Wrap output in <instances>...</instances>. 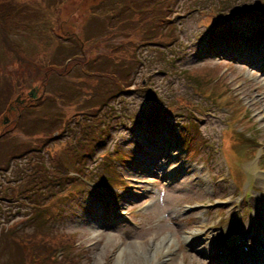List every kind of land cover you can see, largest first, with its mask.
Returning a JSON list of instances; mask_svg holds the SVG:
<instances>
[{"label": "rangeland", "instance_id": "rangeland-1", "mask_svg": "<svg viewBox=\"0 0 264 264\" xmlns=\"http://www.w3.org/2000/svg\"><path fill=\"white\" fill-rule=\"evenodd\" d=\"M28 1L21 0L17 9L19 10L21 7L27 5L26 2ZM120 1L66 0L63 4L58 1H48L42 7L43 11L39 10V3H30L28 5L30 10L34 12L37 10L41 11V16L34 17L28 21L39 22L37 32H40L32 34L31 30L29 36L28 31H25L27 33L25 35H20L17 31L14 32L16 27L23 26L22 24L25 21L21 19H24L26 14L22 15L21 18L7 16L5 19V22L9 25L15 23L14 26L7 28V36L14 42L16 51L10 53L2 45L0 46V70H4L5 72L4 79L0 80V97L5 98L4 102H2L4 105H0V117L6 115L8 104L13 102L19 95L29 99L28 93L32 89L37 91V98L29 102L31 106H29L28 111L34 113L30 126L34 124L36 115L40 113L39 110L43 105V98L39 96L43 91H45L43 96L46 95L49 102L54 101L56 103V115L52 117L56 121L54 127L32 132L26 130L25 123L23 122L22 130L25 134L9 131L8 134L3 136L5 139L0 142V165L4 166L6 157L17 146L18 148H22V145L24 148L21 151L24 153V156L22 159L11 161V165H14V168L16 164H27L29 161L30 163L34 162V160H31L30 155H34L41 163H36L35 169L26 173L23 180L18 183H14L13 181H16L19 169L13 170L12 174L8 175L10 176V181H12V187H23L24 193H30L24 199L27 203V209L24 208L22 214L18 212L19 208L16 209V205H18L16 201L11 202L10 200L9 205L2 204L4 207H9L8 209L17 211V214L12 217L13 221L23 220V223L27 221L28 226H33L30 228L25 224L26 228L22 229L21 233H34V229L40 225V222H37V220L36 222H30L31 217H29L39 214V212H34L35 210L32 208L33 204H44L45 189L42 188L39 193L34 191L37 189L36 173L42 168L51 167L50 153H57L59 160L65 163L68 160L64 153V148L69 138L64 133L60 135V126L63 125L65 119L70 114L86 115L89 114V110L92 108V104H86V101L92 95H86L82 98L71 99L78 102L74 106L68 105L63 109L60 101H56V95L53 96L52 91L63 89L65 80H70L72 83V80H74L77 84H80V81H82L83 85L81 88L83 90L86 89V92L92 90L94 81H107V79L108 81H113L109 75L103 79L97 77L95 75L97 71H89L86 69V66L95 65L106 58L108 62L104 65L105 68L114 70L115 73L120 74L119 71H121L123 64L119 60L122 61L126 58L125 48L133 49L143 39L141 38V31L137 26L123 27L122 23L119 28L115 23L112 24V28L109 26V18L113 21H119L118 18L123 16V11L120 9ZM222 1L219 0V4ZM207 2L210 5H215L216 1L176 0V12L179 13H176V17H182V15L188 16L189 14L184 12L187 9L200 8L202 10V5ZM228 2L227 10L229 13L223 19L228 22L233 32L235 27L236 39H243V50L240 52V55L243 57L244 48H251L249 45L256 43L254 40L255 33H260V29L261 31L264 30V16L253 17L254 15H252L250 17L247 16V12L257 7L260 8V5L264 4V0H245V3L251 5L250 7H247L245 3H235L236 0H229ZM239 2H243V0H239ZM127 4L128 7H125V12L131 15L137 8L133 11L130 10V7H132L130 5H133L132 0H129ZM113 8L115 9L112 10ZM262 8L264 9V7ZM232 10L243 11L240 14H233ZM94 15H97V18H94ZM50 17L52 18L51 20L45 21ZM176 22L181 27L179 28V36L181 37L179 43L181 46L172 45L154 49L149 45L151 38L145 41L146 45H139L137 47L138 57L143 61V65L152 61H157L158 64H154L149 69L138 70L133 81L135 90L128 91L126 94L127 96L133 92L134 96L125 97L121 95V97H117L113 102L109 103L108 106L106 105L103 109L101 108L100 112L103 113V117L106 111H112L116 119L109 122V129L111 131H109L110 136L106 138V144L95 148L94 154L90 156L91 161H84V172L80 177V186L83 191L76 195L68 185L64 191L62 188H57L54 191V193H57L55 196L56 200L66 197L69 199L63 200L59 207V212L48 213L47 211L48 215L55 213L63 214L56 221L50 220L52 223H49V225L56 229L52 235L55 234L58 240L60 239V235L71 236L77 243V248L73 250V254L76 259L81 261V264H210V258H206L204 253L211 255L212 251L206 249V244H211L215 248L219 242L216 240L219 235L210 232L213 226L220 227L231 222H240L239 228L242 221L245 222V230H248L252 224L264 222V207L263 204L261 205L257 202L260 195L256 192L251 193L249 188H246L247 196L245 193L235 196V187L232 184L227 186L226 196H224L223 186L226 182L221 184L220 180H218L221 178L223 171V160L220 152L214 151L212 153L213 159L206 162L204 167H202L203 163L199 165V179H194L193 166L189 164L185 157H183V162L174 160L172 161V167L169 165V156L177 150L174 149V141L177 143L178 139L177 133L184 131L186 121L177 126H173L170 123L167 124L162 117L153 121L152 125L159 127V129H162L164 125L173 126V130L171 131L172 139L170 137L156 139L157 134L152 130L151 125H145L148 118L153 116L166 101L173 103L170 108H178L179 111L188 117L189 114H193L188 109L179 105V103L175 104L178 97L188 99L197 109L204 108L201 97L194 95L190 88L189 82L191 81H189V77H191V73H194L200 77L213 76L217 79V84L228 86L230 91H232L229 94L234 95L231 97L233 103L240 101V99L243 100L240 107L246 105V110H250L253 119L255 121L258 120L256 131L252 130L249 132H252V135L259 136L261 139L264 138V130H257L260 127L259 122L264 123V74H262L260 69V63L261 61L264 62V57L263 59H255V61L249 63H245L242 60L243 63H241L234 58L238 56L235 51H233L234 55L231 59L230 56L232 55L230 52L225 53L219 49L212 48L215 46V43H220L221 41L218 38L213 40L212 35L210 36V43L207 42L208 36L201 35L204 29L200 27L201 21L199 18L187 21V19L182 17L176 19ZM189 23H191L190 27ZM236 25L241 28H236ZM261 35L263 37L264 34ZM24 36H28L27 39ZM41 36L43 38L39 39L38 37ZM31 38L34 39L33 43L28 40ZM130 39L134 41V44L131 46L129 45L131 43ZM81 41H84V43L81 44ZM92 42H96L100 46H91ZM59 44L63 45L64 51L57 50ZM73 45L77 46L76 50L79 53L83 54L85 52L87 57L84 62L81 59L72 63V68H68L65 64L68 61L67 59L73 58L70 53V48ZM65 47L69 49L66 50ZM186 47L190 48L185 50ZM259 47L264 49V43ZM56 52L60 54L59 58L55 57L54 54ZM184 52L185 55L183 56ZM52 63L60 65V69L55 71L58 76L51 73L53 69L50 68V65ZM47 76L50 78H47ZM181 76L189 81L188 84ZM78 77L80 78L77 79ZM6 86L8 88L5 90L4 87ZM146 87L152 89L153 92L146 91ZM241 88H246L247 91L241 94ZM241 96H245V98H241ZM257 100L262 103L261 107H256L259 108L257 111L260 114L255 113L253 110L256 109L251 106ZM209 103L211 102L209 101ZM99 106L100 104L96 105L95 108L98 109ZM63 112L64 114L62 115ZM207 115L216 117L217 124L212 126L213 121ZM207 115L202 116V121H199V124L203 129V134L208 138L211 150L220 145L222 133L225 132V129H229L227 126L231 113L230 110H223L219 106L214 105L207 112ZM15 117L16 115L11 117L9 127L12 125ZM41 119L45 121L44 117H41ZM82 119H85L84 116ZM136 120H142L143 123L135 124ZM43 126L42 122L38 125V127L42 128ZM132 127L138 129L135 130L136 133L131 132ZM245 131H248L247 128ZM43 134L46 135L45 139L42 138ZM77 137H80V135L76 136L75 139ZM39 144L43 146L41 151L29 152L28 156V147ZM156 145H161L165 148L164 155L160 158V165H158V167L163 169V172L155 170L153 174L151 172L145 174L144 169L146 170V167L150 165L148 160L159 158L157 156L159 147H156L154 152L151 149ZM138 146L141 147L139 155L142 157L137 161V167H130L129 165L131 164L117 165L110 161L119 152H125L127 155L134 154ZM168 150L169 152L167 153ZM203 150L204 148L202 149V156H204ZM180 154L183 155L185 152H182L180 149ZM215 162L219 163L217 168L214 166ZM138 167H141L142 170H139L137 174L130 178L142 181L146 180L149 184L128 181V187L125 186V180H123L124 184L115 183L113 187H110L112 188V192H118L120 201L126 204V206L119 208L129 217L127 222L125 221L116 225L114 224L113 217L115 215L112 209L110 207L107 208V211L101 209L99 198L97 196L93 198L90 196V192H93L95 189L99 191L97 186L100 179L103 180L102 185L105 181L107 183H114L113 179L118 178V174L121 175L120 173L122 172L123 177L122 175L121 177L123 179L124 177L129 178L125 172L132 174V171ZM177 168V175L171 180L166 181L165 177ZM251 171L252 169H249V172ZM142 173L143 176H139ZM3 174H0V181L3 178ZM72 175L75 176L76 173L73 172ZM40 176L43 177L44 175L40 173ZM209 180L212 187L210 193H208L210 184L207 182ZM137 186H140L142 189L139 193L136 189ZM151 187L155 194L154 198H150L157 201L155 208L152 211L150 210L151 212L149 211L147 215V210L143 211V207L146 196L149 194L146 190ZM258 187L264 193V184L258 183ZM158 190L160 191L158 192ZM75 191L79 192L80 190ZM130 192L136 194V198L133 201L130 200L129 203H125L123 199ZM255 195H257L256 198L254 197ZM222 200L225 201V205L221 206L219 203ZM53 201L43 206L40 212L41 215L45 207L50 206ZM199 202L204 204L213 203L216 204L215 208L220 207L223 210L217 213L213 222L211 221L215 212L208 214L205 211H201L200 208L192 210L188 213L189 216L182 215L181 207L183 209L185 203L197 205ZM52 210L55 211V208H52ZM203 215H209V222L207 224L203 219ZM185 218H189L187 223H185ZM4 223V216L0 215V225L2 226ZM193 232H196L202 241L196 245L188 243L185 246V237ZM36 236L41 238L40 235ZM171 239L173 240L171 244L164 241ZM63 240L60 239L59 241L62 242ZM18 246V242L7 246L1 244L0 264H32L30 257L26 261L25 255ZM30 250L33 251L31 248ZM40 263L41 261L37 262V264Z\"/></svg>", "mask_w": 264, "mask_h": 264}, {"label": "bare ground", "instance_id": "bare-ground-1", "mask_svg": "<svg viewBox=\"0 0 264 264\" xmlns=\"http://www.w3.org/2000/svg\"><path fill=\"white\" fill-rule=\"evenodd\" d=\"M257 42L258 43H261V44H263L264 43V38H260L259 40H257ZM256 49V48H255ZM255 49H252V48H250L249 50V52L247 53V55H245L244 54V57H243V61L245 62V63H247V62H251L252 60H255V59H263V57H264V52L263 51H255ZM251 54H253V55H251ZM261 65H262V68H261V71H264V62L263 61H261V63H260ZM264 74V73H263ZM245 89H242V91H244ZM255 106H256V104H255ZM157 163H158V160L157 161H154V162H151V169H153V170H155L156 169V167H157ZM156 166V167H155ZM195 235H190L189 237H188V239L189 238H193ZM197 240H200L198 237H196V241ZM237 255H239V254H235L234 255V257H236L237 258ZM239 257H240V255H239ZM254 261L255 262H257V260L259 259V257L257 256V255H255L254 257ZM218 259H220V258H218Z\"/></svg>", "mask_w": 264, "mask_h": 264}, {"label": "trees", "instance_id": "trees-1", "mask_svg": "<svg viewBox=\"0 0 264 264\" xmlns=\"http://www.w3.org/2000/svg\"><path fill=\"white\" fill-rule=\"evenodd\" d=\"M20 241L23 244H26L27 246H29L33 251L42 250V249H45L47 245L49 246V243H47L44 239H41L40 241H37V242L36 241L26 242V240H23V238H20ZM59 264H62V262H60Z\"/></svg>", "mask_w": 264, "mask_h": 264}]
</instances>
